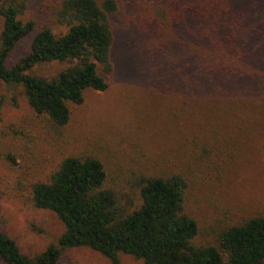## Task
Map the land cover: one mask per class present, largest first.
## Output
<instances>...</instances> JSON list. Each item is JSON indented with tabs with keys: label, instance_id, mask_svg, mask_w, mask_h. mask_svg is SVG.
Masks as SVG:
<instances>
[{
	"label": "rangeland",
	"instance_id": "1",
	"mask_svg": "<svg viewBox=\"0 0 264 264\" xmlns=\"http://www.w3.org/2000/svg\"><path fill=\"white\" fill-rule=\"evenodd\" d=\"M46 1L32 0L20 19L64 32L50 23ZM116 1L117 11L110 16L113 70L108 87L86 92L82 104L70 105L68 123L58 133L45 115L29 108L18 85L0 81V231L27 258L54 245L62 233L51 212L32 206L29 185L67 156L97 159L106 185L128 192L132 200L128 181L134 175L182 174L184 212L198 227L192 239L196 246L211 244L226 226L264 217V65L256 74L261 79H253L247 90L194 96L171 65L175 53L168 56L158 44L160 36H149L143 11L147 0ZM244 6L264 45V0H245ZM31 36L14 46L7 66L25 54ZM58 69L33 72L48 77ZM206 140L207 149L198 154ZM117 257L119 264H142L121 253ZM56 264L109 262L89 249L69 248Z\"/></svg>",
	"mask_w": 264,
	"mask_h": 264
},
{
	"label": "trees",
	"instance_id": "2",
	"mask_svg": "<svg viewBox=\"0 0 264 264\" xmlns=\"http://www.w3.org/2000/svg\"><path fill=\"white\" fill-rule=\"evenodd\" d=\"M244 1H145L149 36H160L163 42L158 44L168 56L169 51L175 53L171 65L194 96L247 90L253 79L255 83L261 79L256 80V74L264 65L263 35L259 38V29L247 20ZM31 2L0 0V81L18 85L29 108L45 115L50 129L58 133L68 123L70 105L82 104L86 92L108 87L113 70L110 16L118 4L116 0H47L43 7L50 23L65 29L54 33L45 23L36 26L20 19ZM28 34L32 36L27 51L7 66L6 57ZM52 66L59 69L48 77L33 72ZM209 143L201 142L196 152H205ZM128 187L134 190L133 200L128 192L106 185L97 159L61 158L29 185L28 196L34 208L57 218L62 233L54 245L27 258L0 231V262L56 264L62 250L86 248L109 264H119L118 253L142 264H264V217L226 226L211 244L196 246L192 239L198 227L184 212L182 174L138 173Z\"/></svg>",
	"mask_w": 264,
	"mask_h": 264
}]
</instances>
